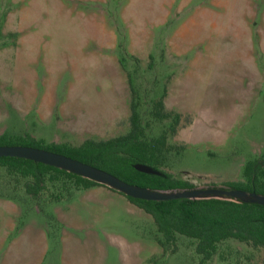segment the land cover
I'll return each mask as SVG.
<instances>
[{"label":"rangeland","instance_id":"374dc122","mask_svg":"<svg viewBox=\"0 0 264 264\" xmlns=\"http://www.w3.org/2000/svg\"><path fill=\"white\" fill-rule=\"evenodd\" d=\"M126 70L144 136L169 124L149 114L162 87L180 115L158 170L194 187L243 181L248 160L264 171V0H0V135L126 133ZM27 180L0 167V264H200L183 236L163 252L105 186L59 177L30 195ZM202 264H264V248L226 239Z\"/></svg>","mask_w":264,"mask_h":264},{"label":"trees","instance_id":"16d2710c","mask_svg":"<svg viewBox=\"0 0 264 264\" xmlns=\"http://www.w3.org/2000/svg\"><path fill=\"white\" fill-rule=\"evenodd\" d=\"M149 56L151 57V54ZM120 61L123 66L121 59ZM126 81L129 90V128L126 133L105 140L87 138L78 145L64 142L43 143L28 134L15 137L3 134L0 135V144L29 145L60 153L139 186L165 190L194 187L191 183L157 168L163 164L164 153L170 149L165 142L167 134L175 132L180 117L178 113L164 109L165 87H162L156 99L150 102L149 114L158 120L169 119V124L156 137L147 138L144 136L136 92L128 70H126ZM136 162L150 165L158 173L136 171L132 167ZM262 165L257 159L245 161L242 168L244 180L225 181L221 187L264 194ZM0 167L9 174L28 178L23 188L30 195H36L43 190L46 179L53 180L59 177L68 180L75 189L101 185L65 170L19 157L0 156ZM115 192L123 195L129 203L151 217L154 226L152 237L163 252L169 246H171L170 252L174 250V242L178 236L192 241L193 250L199 256L200 264L209 260L215 253L217 244L226 239H235L253 247L264 248V205L219 198H176L156 201L133 198ZM51 197L54 200L59 199L55 195Z\"/></svg>","mask_w":264,"mask_h":264},{"label":"water","instance_id":"95a60500","mask_svg":"<svg viewBox=\"0 0 264 264\" xmlns=\"http://www.w3.org/2000/svg\"><path fill=\"white\" fill-rule=\"evenodd\" d=\"M0 156L19 157L53 166L67 172L90 179L98 184L123 193L124 195L145 200H169L176 198L233 199L264 205V194L241 189L206 186L180 189H156L128 183L115 175L84 163L78 159L29 145H1ZM132 167L139 172L157 174L158 171L144 163H133Z\"/></svg>","mask_w":264,"mask_h":264}]
</instances>
